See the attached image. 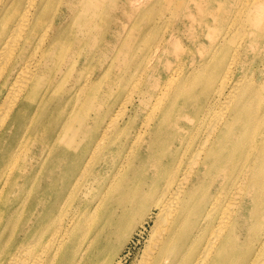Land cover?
<instances>
[{
  "label": "bare ground",
  "instance_id": "obj_1",
  "mask_svg": "<svg viewBox=\"0 0 264 264\" xmlns=\"http://www.w3.org/2000/svg\"><path fill=\"white\" fill-rule=\"evenodd\" d=\"M56 1L0 0V264H120L109 253L96 255L107 235V201L118 191L125 194L124 180L137 168L146 137L158 135L167 124L181 130V120L192 121L186 112L174 114L172 109L191 86L196 69L183 76L156 117L168 97L165 93L126 147L127 141L121 140L132 133L128 110L135 91L114 114L109 105L99 116V87L114 64L104 69L107 50L100 47L85 57L90 35L71 36L75 31L70 30L91 22L93 12L109 0H64L59 11L53 6ZM116 12L117 7L104 18L100 36L105 44L113 24L120 21L113 16ZM62 40L75 41L63 47ZM84 57L87 65L99 64L94 70L85 66L80 78ZM235 64L233 57L212 102L196 119L202 136L195 155L184 170L185 159L178 155L158 195L139 214L141 225L134 234L144 235L149 228V237L136 264H264V238L236 251L245 221L263 205L264 91L243 79L230 86ZM156 70L151 61L146 63L133 88L136 93L151 86ZM178 76L172 75L168 83L179 81ZM148 95L143 94V101ZM117 150L120 157L108 170L110 179L99 189L102 193L91 204L83 202L75 195L79 187L86 181L84 187L90 189L99 168L108 163L106 156L113 158ZM225 162L231 168L223 169L206 207L200 205L203 184L212 169ZM68 190L69 195H63ZM127 215L125 211L117 222L128 224ZM263 222L264 214L247 227L257 234Z\"/></svg>",
  "mask_w": 264,
  "mask_h": 264
},
{
  "label": "rangeland",
  "instance_id": "obj_2",
  "mask_svg": "<svg viewBox=\"0 0 264 264\" xmlns=\"http://www.w3.org/2000/svg\"><path fill=\"white\" fill-rule=\"evenodd\" d=\"M63 1L57 0L53 4L56 10H62ZM116 7L117 12L113 16L128 24V27L124 29L123 23L117 21L113 24L112 37L106 39L105 44L103 35L100 36L104 18ZM93 13L96 17L84 27L70 28L75 31L71 36L90 35L91 39L84 45L85 57L100 47L107 50L104 69L114 64L113 70L105 77L104 85L99 87L101 90L98 93L97 107L103 105L99 116L106 112L109 105L111 115L114 114L130 93L135 91V99L128 110L129 119L134 122L132 133L129 137L126 134L121 140L127 141L126 147L131 146L136 135L138 137L137 129L151 113H154L165 93L168 97L158 113L156 112V117L163 113L179 89L183 76L196 69L190 80L191 86L188 85L187 90L180 94L177 105L172 109L174 114L186 112L192 121L181 120L180 124L183 127L181 130L173 124H167L158 135L146 137L137 168L124 180L125 194L118 191L114 198L109 200L110 195L107 198L109 201L105 215L108 217L109 225L107 235L101 238L102 246L96 255L109 253L116 262L121 261L120 264H136L149 237V228L144 235L134 234L141 225L139 214L142 210L147 211V201H152L155 195H158L178 155L183 154L182 157L185 159L182 170L186 168L188 160L195 155L202 136V131H197L196 119L205 110L207 102L209 100L212 102L220 78L233 57L236 64L233 67L230 86L243 79L244 83L260 87L264 91V0H109L104 6H98ZM68 41L75 40L60 42L63 47L73 46ZM85 57L78 72L80 78L85 74V66L88 70H94V65L99 64L96 61L95 64L87 65ZM150 61L152 67L157 69L156 76L150 87H144L143 92L136 93L133 88L139 80L138 75ZM174 74L179 75V81L168 83ZM73 83H76V79H73ZM76 88L77 86L73 89ZM147 92L149 95L143 101V94ZM139 106V111H133ZM107 122L106 118V124ZM85 133H81L79 141ZM119 157L118 150L113 158L108 154L106 156L108 163L99 168L100 176L97 181L88 190L84 187L85 181L75 195H81L83 202L91 204L96 196L102 193L99 189L109 181L108 170L115 167ZM230 168L229 162H225L212 169L211 176L201 188L200 205L206 207L210 198L215 195V191L211 190L225 173L223 169ZM89 176L90 174L87 179ZM62 182L64 185L65 179H58L57 185L60 187ZM69 192L68 190L63 195H69ZM261 194L264 196V187ZM115 198H121L123 202L115 203ZM79 201L80 197L76 203ZM262 204L254 209L253 218L245 221L246 228L241 232L240 240L236 244L237 252L248 247L253 239L260 241L264 238V222L257 234L252 233L247 227L250 222L251 224L257 222L264 214V199ZM101 210L103 212V208ZM135 210L136 213L133 215L132 212ZM125 211L129 212L128 224L118 223L117 218ZM194 220L195 218L191 219L190 224ZM125 227L129 230L125 231Z\"/></svg>",
  "mask_w": 264,
  "mask_h": 264
}]
</instances>
